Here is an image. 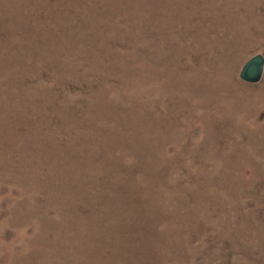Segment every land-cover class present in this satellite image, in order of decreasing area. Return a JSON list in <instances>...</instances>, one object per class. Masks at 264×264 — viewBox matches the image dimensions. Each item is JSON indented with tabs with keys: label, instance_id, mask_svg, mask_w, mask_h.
<instances>
[{
	"label": "rangeland",
	"instance_id": "rangeland-1",
	"mask_svg": "<svg viewBox=\"0 0 264 264\" xmlns=\"http://www.w3.org/2000/svg\"><path fill=\"white\" fill-rule=\"evenodd\" d=\"M264 0H0V264H264Z\"/></svg>",
	"mask_w": 264,
	"mask_h": 264
},
{
	"label": "water",
	"instance_id": "water-1",
	"mask_svg": "<svg viewBox=\"0 0 264 264\" xmlns=\"http://www.w3.org/2000/svg\"><path fill=\"white\" fill-rule=\"evenodd\" d=\"M264 75V57L256 55L252 57L242 68L240 79L249 84L260 82Z\"/></svg>",
	"mask_w": 264,
	"mask_h": 264
}]
</instances>
